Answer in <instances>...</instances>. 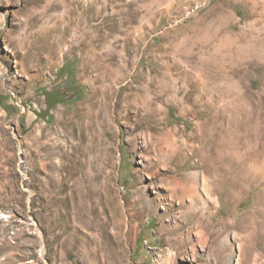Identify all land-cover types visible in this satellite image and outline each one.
I'll list each match as a JSON object with an SVG mask.
<instances>
[{"label": "rangeland", "instance_id": "obj_1", "mask_svg": "<svg viewBox=\"0 0 264 264\" xmlns=\"http://www.w3.org/2000/svg\"><path fill=\"white\" fill-rule=\"evenodd\" d=\"M0 264H264V0H0Z\"/></svg>", "mask_w": 264, "mask_h": 264}, {"label": "bare ground", "instance_id": "obj_2", "mask_svg": "<svg viewBox=\"0 0 264 264\" xmlns=\"http://www.w3.org/2000/svg\"><path fill=\"white\" fill-rule=\"evenodd\" d=\"M90 8H94V7H90ZM89 8V9H90ZM88 9V10H89ZM78 11L74 10V9H71V14H76ZM90 39V42H92V37H89ZM88 41V40H87ZM86 43V42H85ZM90 45H92L90 43ZM88 46V45H87ZM91 50V49H90ZM97 55V54H95ZM95 59V58H94ZM93 58L91 57V59H86L84 60V64H85V70L87 69L88 70V67L91 65L90 63L92 62ZM83 62V61H82ZM24 66V65H23ZM84 69V68H83ZM86 70V71H87ZM108 71V70H107ZM103 72V71H102ZM87 73V72H85ZM107 73V72H106ZM100 74V73H99ZM100 76V75H99ZM89 80L90 81V92H89V96L88 98L83 102L84 105L80 106V107H77L78 109H80V113H79V120L80 122H85L87 121V119L89 120V118H93L96 114V108L100 107L101 109V106H102V98H101V94H105L106 92V95H107V99L105 100L106 102L110 100V96H111V93H107V87L105 86H108V85H103V86H97V83H99V79L96 77V78H93L91 79L90 77H87L86 76V80ZM159 82V81H158ZM147 83V82H145ZM157 83V82H156ZM159 84V83H158ZM149 85V84H148ZM138 86V85H137ZM161 86V85H160ZM147 88V85H145L144 83H140L139 87L136 88L135 90V94L137 95H141L142 93L145 92L144 88ZM149 87V86H148ZM153 87V86H151ZM158 89V88H157ZM111 90V89H110ZM134 90V89H133ZM112 98V97H111ZM156 102H158L156 100ZM110 104V103H109ZM155 104V102H154ZM103 107V106H102ZM109 108V107H108ZM104 111V110H103ZM106 112V110H105ZM107 113H108V110H107ZM155 114V113H154ZM109 116V114H107ZM106 118V117H105ZM75 120V119H74ZM177 132V131H176ZM166 136V135H165Z\"/></svg>", "mask_w": 264, "mask_h": 264}]
</instances>
